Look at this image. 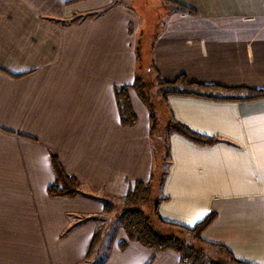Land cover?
Instances as JSON below:
<instances>
[{"label": "crops", "instance_id": "1", "mask_svg": "<svg viewBox=\"0 0 264 264\" xmlns=\"http://www.w3.org/2000/svg\"><path fill=\"white\" fill-rule=\"evenodd\" d=\"M173 1L195 13L170 4L161 18L149 59L164 80L264 89V0ZM140 33L117 0H0V264H182L129 240L114 203L154 169L148 109L131 87ZM122 85L133 126L119 115ZM164 101L169 120L220 141L169 135L159 216L192 227L215 212L201 237L264 264V97ZM53 155L85 194H48ZM105 203L118 215L100 217Z\"/></svg>", "mask_w": 264, "mask_h": 264}, {"label": "trees", "instance_id": "2", "mask_svg": "<svg viewBox=\"0 0 264 264\" xmlns=\"http://www.w3.org/2000/svg\"><path fill=\"white\" fill-rule=\"evenodd\" d=\"M168 6L173 5L176 10L180 12L195 13V10L183 3L164 0ZM116 3V2H115ZM171 4V5H170ZM149 30V29H148ZM151 32L149 31V36ZM141 45L137 40L136 44V58L139 63L141 57V48L143 44V33H140ZM155 35L150 41L152 45ZM139 39V38H138ZM150 40V38H149ZM139 65V64H138ZM140 65L138 66V69ZM150 68L156 74L161 90V95L165 99L169 94L181 95H195L210 98L221 99H237L247 100L264 97V89H252L248 87H223L216 84H204L194 81H189L184 75L178 76L173 81H166L162 78L159 70L152 62ZM141 101L146 105L149 113V134L153 143L154 154V169L151 171L150 178L147 181H135L133 187L124 195L122 203V212L118 215V222L124 228L125 233L129 240L136 241L143 246L149 248L155 253H160L165 250H174L180 255L182 264H250L236 259L232 253L227 250L223 245L206 241L201 237L205 228L215 219L216 213L211 212L196 225L188 227L185 225L173 223L162 219L158 213V204L162 198L153 199V188L155 190L161 186V183L166 175L168 161L170 158V145L169 135L177 133L188 140L199 145H211L219 142L220 139L216 136L203 134L192 130L187 125L171 119L167 123V136L162 141H155L154 136L156 133V119L157 116L154 112L153 104L149 100V96L145 92L144 85L141 83L139 72L135 76V80L131 86ZM128 86L122 85L116 87L115 94L117 99V106L121 122L125 126H133L135 124V116L131 111L128 95L126 89ZM221 93V94H220ZM164 142V143H161ZM161 143V144H160ZM158 155L160 158H158ZM163 165V169H162ZM52 168L54 173L53 182L47 187V192L50 196L54 197H75L77 195L85 194L81 184L78 180L65 172L59 159L56 155L52 156ZM164 199V198H163ZM152 206V218L147 216L143 211L144 205ZM114 205L105 203L103 213L100 217L106 214H111L114 211ZM104 216V218H105ZM103 227H98L93 235V242L91 251L97 244L98 239L103 232ZM180 233V235H179ZM182 234H188L195 238L197 245H203L210 248H217L224 252L227 256V261L221 262L214 260L205 252V245L200 248L195 244L187 243L182 239ZM197 246V247H196Z\"/></svg>", "mask_w": 264, "mask_h": 264}, {"label": "rangeland", "instance_id": "3", "mask_svg": "<svg viewBox=\"0 0 264 264\" xmlns=\"http://www.w3.org/2000/svg\"><path fill=\"white\" fill-rule=\"evenodd\" d=\"M117 2H119L122 5L125 6H130L134 9V11L136 12V19H137V23H138V29L139 32L143 33V44H142V48H141V57L139 59V76L141 79V83L144 85V89L145 92L147 93V95L149 96V100H151V103L153 104V108H154V112L157 116L156 119V133L154 136V140L155 141H161L162 139L164 140L165 137L167 136V129L168 127L166 126L169 120V116H168V112H167V107L165 106V101L164 98L161 95V90H160V85L158 83V81L156 80V74H154V71L150 68V59H149V47H150V41L152 40L154 34L157 32L160 23L162 22V17L164 12H166V8L168 6V4L164 3L163 0L162 2L160 1H156V0H117ZM169 8L171 6H168ZM149 19H148V18ZM150 17H154V22L155 24L152 25V20L150 19ZM149 29V30H148ZM149 31L151 32L150 36H149ZM150 38V40H149ZM141 41V38L139 37L138 42ZM139 44L141 45V42H139ZM185 76V75H184ZM162 89V88H161ZM162 140V141H163ZM164 143V142H162ZM158 158L159 155H158ZM165 167H167V163L165 165ZM162 169H163V165H162ZM159 188H157L155 190V188H153V199L155 200V198L157 197V195L160 194L159 192ZM115 205H118L119 209L120 206L122 205L121 202L118 201H114ZM112 204V203H111ZM143 211L144 213L149 216L150 218H152V206L150 205H144L143 207ZM118 209V210H119ZM115 210V207H114ZM117 210V211H118ZM115 211L112 213L111 217H115L118 215V212ZM105 216V215H104ZM103 216V217H104ZM107 215L105 216L104 219H106ZM112 221L114 220L113 218H111ZM180 235V233H179ZM182 239L185 240L187 243L190 244H195L197 245V242L195 241V238H193V236L188 235V234H182L181 235ZM108 236H105L104 239H107ZM198 246V245H197ZM196 246V247H197ZM202 245H199L198 247L200 248ZM218 250L219 249H214V250H210L209 255H213L215 258H213L214 260H218L220 261V256L218 255ZM212 251L214 253H212ZM219 258V259H217ZM222 262V261H221ZM230 264V263H229Z\"/></svg>", "mask_w": 264, "mask_h": 264}]
</instances>
